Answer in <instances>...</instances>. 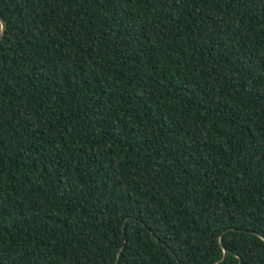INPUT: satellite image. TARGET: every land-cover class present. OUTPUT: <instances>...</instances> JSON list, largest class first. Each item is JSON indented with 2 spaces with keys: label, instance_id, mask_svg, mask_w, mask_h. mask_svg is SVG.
<instances>
[{
  "label": "trees",
  "instance_id": "obj_1",
  "mask_svg": "<svg viewBox=\"0 0 264 264\" xmlns=\"http://www.w3.org/2000/svg\"><path fill=\"white\" fill-rule=\"evenodd\" d=\"M0 14V264H264V0Z\"/></svg>",
  "mask_w": 264,
  "mask_h": 264
},
{
  "label": "water",
  "instance_id": "obj_2",
  "mask_svg": "<svg viewBox=\"0 0 264 264\" xmlns=\"http://www.w3.org/2000/svg\"><path fill=\"white\" fill-rule=\"evenodd\" d=\"M0 20H1V31H0V40H2L4 34H5V31H6V23H5V20L4 18L1 16L0 14Z\"/></svg>",
  "mask_w": 264,
  "mask_h": 264
}]
</instances>
